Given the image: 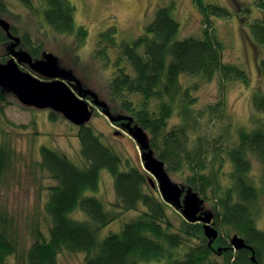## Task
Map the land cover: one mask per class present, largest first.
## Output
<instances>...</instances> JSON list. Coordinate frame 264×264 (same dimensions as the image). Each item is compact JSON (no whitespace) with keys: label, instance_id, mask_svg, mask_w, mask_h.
I'll return each mask as SVG.
<instances>
[{"label":"trees","instance_id":"16d2710c","mask_svg":"<svg viewBox=\"0 0 264 264\" xmlns=\"http://www.w3.org/2000/svg\"><path fill=\"white\" fill-rule=\"evenodd\" d=\"M20 1L35 9L33 0ZM43 1L47 24L58 33L77 34V42L82 45L88 34L83 26L76 27L74 6L67 0ZM195 1L209 24L212 15L230 16L224 7ZM258 5L263 8L264 2ZM7 13V5L0 1V14ZM12 32L16 34V28ZM179 32L180 23L170 8L163 7L132 43L118 45L112 29L100 33L99 41L107 46L98 51L97 57L107 58L108 47L118 46V67L107 87L114 109L126 112L150 133L151 147L168 171L182 177L204 200H212L219 237L209 246L202 224L186 220L177 232L173 231L169 206L148 182L149 174L141 166L123 169L120 155L105 145L88 124L78 133L87 166L80 167L46 146L40 148L38 165L57 183L48 188L45 204L51 219L48 234L35 230L33 243L21 250L17 240L0 227V264H58L63 251L84 253V264H149L162 260L166 264H255L250 250L233 252L232 233L243 237L253 247L257 261L264 264V231L256 223L264 192V124L240 128L237 140L228 144L219 143L228 131L218 138L193 134L207 112L218 117L226 115L223 92L227 83L238 81L248 86L250 77L241 66L223 60L225 45L214 32L206 29L201 38L185 39L178 38ZM250 32L251 41L264 46V15L251 23ZM6 41L0 30V44ZM22 43L34 57L41 55L40 46L28 34L22 37ZM125 61L132 71L122 67ZM257 72L264 80V58L258 62ZM182 76L195 81L184 86ZM215 78H220L224 88L221 101L208 105L206 110H195L191 91ZM6 94L0 90V111L9 103ZM131 95L142 99L135 102L128 99ZM251 104L254 111L264 113V89L251 92ZM175 117L180 121L170 127ZM253 157L263 167L261 186L251 177ZM14 159V150L0 144V178ZM105 169L114 179L117 197L110 206L86 194L99 189L101 171ZM140 207L141 212L124 223L119 232L100 238L103 228ZM76 212L81 217H73ZM219 247L224 248L221 254L215 251ZM13 258L16 263L11 262Z\"/></svg>","mask_w":264,"mask_h":264},{"label":"rangeland","instance_id":"374dc122","mask_svg":"<svg viewBox=\"0 0 264 264\" xmlns=\"http://www.w3.org/2000/svg\"><path fill=\"white\" fill-rule=\"evenodd\" d=\"M0 1L8 7V13L0 17L16 28L14 35L22 39L28 34L33 43L40 46L41 52H53L58 56L61 65L73 69L87 87L107 102L113 115L126 116L130 115L114 109L107 95V87L118 67L116 58L119 49L118 46L108 47V57L98 58V51L107 46V43L101 44L99 41L100 33L112 29L117 34L118 45L121 42L132 43L144 34L146 26L154 21L160 8H170L173 18L180 23L179 39L192 36L201 38L206 29L214 32L225 45L223 60L244 68L251 80L248 86L238 81L228 82L224 89L220 85V78H215L210 82H201L198 89L192 90L197 111L206 110L208 105L218 104L222 98V89L226 100V115L218 117L207 112L197 130L193 131L194 137L218 138L228 131L229 134L219 142L228 144V141L233 143L237 140L240 128L253 129L264 124V113L254 111L251 106V92L255 88L264 89V80L257 72L258 62L264 58V46L254 44L249 37L251 23L264 15V7H258L264 0H203V3L224 7L230 13L228 17L210 16L211 24L206 22L205 15L195 0H67L75 8L76 27L83 26L87 30L88 36L82 45L77 42V34H61L47 24L43 16V0H33L34 10L27 8L20 0ZM10 58L0 45V63H5ZM122 63V67L132 71L128 62ZM193 81L195 78L190 76H182L181 79L184 86ZM6 95L9 103L0 111V144L12 148L15 159L7 173L0 178V227L15 238L19 248L23 250L35 240V230L39 229L48 234L51 225L45 204L49 194L48 188L57 183L38 165L41 159L40 148L46 146L80 167L87 166V163L81 155L78 126L49 109L26 107L12 94ZM128 99L138 102L142 98L131 95ZM95 110L97 113L94 112L89 125L101 136L105 145L120 155L123 169L127 170L130 166L143 168L141 150L127 130L120 127L118 122L112 123L101 109ZM253 116L257 117V120ZM179 121L175 117L170 127ZM116 131L121 132L120 135H116ZM252 164L251 177L261 186L259 182L263 176V167L255 157L252 158ZM168 173L173 181L186 189L189 187L182 177L170 171ZM154 190L160 194L158 189ZM261 193L260 212L256 223L264 231V192ZM86 194L104 200L109 206L116 203L112 175L106 169L102 170L99 189L88 191ZM167 205V213L174 224L173 231L177 232L182 221L186 219L172 205ZM205 207L213 210L212 200H207ZM142 208L126 213L123 218L103 228L99 234L100 238H105L111 232H119L124 223L138 215ZM80 215L81 213L76 212L73 217L79 218ZM201 224L203 226L202 222ZM233 234L235 233L230 235ZM182 250L180 252H183ZM84 260L85 254L82 252L63 251L59 255L58 264H84ZM11 262L17 261L13 258ZM149 264H166V261Z\"/></svg>","mask_w":264,"mask_h":264},{"label":"water","instance_id":"95a60500","mask_svg":"<svg viewBox=\"0 0 264 264\" xmlns=\"http://www.w3.org/2000/svg\"><path fill=\"white\" fill-rule=\"evenodd\" d=\"M0 27L12 40L9 48L10 54L17 58L0 63V90L12 94L24 106L46 110L49 109L62 115L68 122L81 127L91 121L93 110L85 100L91 97L93 103L102 108L103 114L113 122H119L126 129L141 150V159L145 171L149 174L148 182L154 189H158L162 199L180 211L189 223H203V230L209 240V246L219 236V230L215 225V213L206 209L205 200L191 187L187 189L170 177L164 161L159 159L151 148L149 135L135 119L126 115H113L110 107L99 95L90 88L84 87L83 83L70 69L63 68L57 55L53 52H43L41 58L33 59L25 50H16L21 43L19 37L11 34V24L5 18L0 17ZM19 64L28 65L32 72L45 78L42 81L30 73L20 69ZM77 91V94L70 86ZM121 132L116 131V135ZM230 243L237 249L249 248L244 240L236 233L230 238ZM219 249L218 253H221ZM252 261L260 264L253 253Z\"/></svg>","mask_w":264,"mask_h":264},{"label":"bare ground","instance_id":"6f19581e","mask_svg":"<svg viewBox=\"0 0 264 264\" xmlns=\"http://www.w3.org/2000/svg\"><path fill=\"white\" fill-rule=\"evenodd\" d=\"M3 15H4V14H0V16H3ZM0 30L2 31L3 35L5 36V38L8 39V41H6V42H4V43H2V44H0V45H1V47H4V50L7 52V54L10 55V57H11L10 59H12V58H14V57L10 54L9 48H10V46H11V44H12L13 42H12V40H11L10 38L7 37L6 33L2 30L1 27H0ZM11 34H12L14 37H17V36L14 35V33L12 32V28H11ZM16 50H25V51H27L28 53H30V51L28 50V48H26L25 45H24L22 42L18 45V47L16 48ZM30 54H31V53H30ZM31 56H32L33 59L35 60V59H39V58H41L42 55H39L38 57H34V56L31 54ZM10 59H9V60H10ZM14 59H15L16 62H18L17 58H14ZM21 66H24L25 68H21ZM61 66H62L63 68H66V67H64L63 65H61ZM19 67H20V69L23 70L24 72L30 73V74H32L33 76L39 78V79L42 80V81H47L45 78L40 77V76L36 75L34 72H32L31 69H30V67H29L28 65L19 64ZM26 69H27L28 71H27ZM67 69H70V68H67ZM70 70H72V71L74 72L73 69H70ZM74 74H75V72H74ZM75 76H76V77H77V78L83 83L84 87L89 88V87H87L86 83H84V82H83V81H82V80H81L76 74H75ZM73 84H74V83H70V86L72 87V89H73V90L75 91V93L77 94V91L73 88ZM90 89H91V88H90ZM85 100L89 103V107L93 110L92 118H93V116H94V114H95L94 112L97 113V110H95V109H101V112H103L102 108L96 106V105L93 103L91 97H87ZM92 118H91V119H92ZM118 123H119V122H118ZM88 124H89V123H88ZM88 124H86V125H88ZM81 127H83V126H81ZM79 128H80V127H79ZM144 130H145V129H144ZM145 132H147V134L149 135L150 144H151V136H150V133H149L148 131H146V130H145ZM53 186H55V185H53ZM53 186H50V187H53ZM193 224H194V223H193ZM241 238L244 240V242H245L246 245L250 246V245L245 241V239H244L243 237H241ZM213 243H214V242H213ZM250 247H251L252 249H249V248H244V249H248V250H250V251L252 252V256H253V253H255V251H254V249H253L252 246H250ZM219 249H222V251H223L224 248L219 247V248H217L215 251L218 253V252H219ZM232 250H233V252H237V251H239V250H241V249H237L235 246L232 245ZM252 256H251V261H252ZM252 262H253V261H252Z\"/></svg>","mask_w":264,"mask_h":264},{"label":"flooded vegetation","instance_id":"af4514ba","mask_svg":"<svg viewBox=\"0 0 264 264\" xmlns=\"http://www.w3.org/2000/svg\"><path fill=\"white\" fill-rule=\"evenodd\" d=\"M13 28V27H12ZM21 39V38H20ZM21 42H22V39H21ZM43 52H41V55H42ZM120 127H122L121 123H117Z\"/></svg>","mask_w":264,"mask_h":264}]
</instances>
